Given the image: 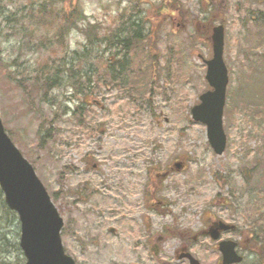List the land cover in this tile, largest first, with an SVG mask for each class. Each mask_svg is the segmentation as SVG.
<instances>
[{"label": "rangeland", "instance_id": "obj_1", "mask_svg": "<svg viewBox=\"0 0 264 264\" xmlns=\"http://www.w3.org/2000/svg\"><path fill=\"white\" fill-rule=\"evenodd\" d=\"M77 5L83 18L66 25ZM219 24L228 80L216 155L190 109L209 89ZM139 26L128 53L113 43ZM0 119L75 264H191L182 253L221 264L201 233L214 220L235 226L218 240L239 242L241 264H264V0H0ZM18 236L0 193V261L23 263Z\"/></svg>", "mask_w": 264, "mask_h": 264}, {"label": "water", "instance_id": "obj_2", "mask_svg": "<svg viewBox=\"0 0 264 264\" xmlns=\"http://www.w3.org/2000/svg\"><path fill=\"white\" fill-rule=\"evenodd\" d=\"M212 56L205 60V80L212 90L199 95V103L190 109L194 122L206 126V138L216 155L225 148L222 129V110L227 84V69L222 59L223 27L217 25L211 33ZM0 190L6 206L13 210L19 221V248L23 264H75L63 251L60 230L63 224L44 186L37 178L31 164L21 155L4 132L0 120ZM233 229L232 225L213 222L207 233L213 240L221 231ZM218 248L222 264L241 261L235 251V242L221 241ZM191 264H197L189 255Z\"/></svg>", "mask_w": 264, "mask_h": 264}, {"label": "trees", "instance_id": "obj_3", "mask_svg": "<svg viewBox=\"0 0 264 264\" xmlns=\"http://www.w3.org/2000/svg\"><path fill=\"white\" fill-rule=\"evenodd\" d=\"M30 4V2H28V5ZM38 9H39V6H38ZM83 18V16H82V11H81V9L79 8V6L77 5V7L75 8V9H73L72 11H70L69 13H68V15H66L65 16V19H64V23L66 24V25H69V26H76L77 25V23L81 20ZM31 18H28L27 19V22H28V24L30 25V27H32V25H31ZM133 22V24L132 25H134V23H138V24H140V26H141V24H142V20H141V18L140 17H136L134 20H132ZM131 25V26H132ZM140 26L138 27V29H134L133 27H130V28H128V31H129V33L127 34V36L126 37H124V38H122V39H119V37L118 36H115V35H112L111 36V39L112 40H114L115 38H117L113 43H116V44H119L122 48H123V50L125 51V53H128V50H129V48H130V46L132 45V43H140V41L144 38V36L145 35H143V34H141V29H139L140 28ZM35 27H36V25H35ZM32 28H34V27H32ZM32 31V30H31ZM59 33V32H58ZM108 64H109V62H107ZM140 76H141V80H140V83H139V87L143 90V89H145L148 85H149V75H147V76H145L146 75V71H138L137 72ZM1 193V192H0ZM8 212H9V214H11L13 217H14V219H16V215H15V213L14 212H12V211H10V210H8ZM3 239V238H2ZM13 248H16V249H18V245L17 244H15L14 246H12ZM0 264H6L4 261H0Z\"/></svg>", "mask_w": 264, "mask_h": 264}, {"label": "flooded vegetation", "instance_id": "obj_4", "mask_svg": "<svg viewBox=\"0 0 264 264\" xmlns=\"http://www.w3.org/2000/svg\"><path fill=\"white\" fill-rule=\"evenodd\" d=\"M203 232H204V229L203 230H201V233H202V235H203ZM237 244H239V242H237ZM184 246V245H183ZM152 249H154L155 250V247L154 248H152ZM155 254H156V250H155ZM182 254H184V253H182ZM182 254H180V255H182ZM180 255H179V257H180Z\"/></svg>", "mask_w": 264, "mask_h": 264}]
</instances>
